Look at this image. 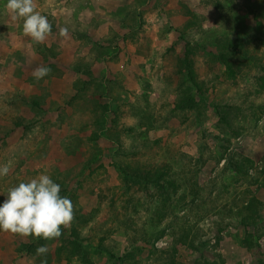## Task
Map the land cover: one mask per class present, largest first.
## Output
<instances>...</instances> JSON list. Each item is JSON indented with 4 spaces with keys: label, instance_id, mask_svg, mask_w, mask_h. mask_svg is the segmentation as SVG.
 I'll return each mask as SVG.
<instances>
[{
    "label": "rangeland",
    "instance_id": "rangeland-1",
    "mask_svg": "<svg viewBox=\"0 0 264 264\" xmlns=\"http://www.w3.org/2000/svg\"><path fill=\"white\" fill-rule=\"evenodd\" d=\"M6 3L0 167L10 170L0 204L44 173L73 202L74 220L61 230L65 250L61 236L44 240L46 256L21 253L27 238L0 230V264H264V0H36L52 25L40 44ZM128 26L138 42L124 37ZM223 35L254 43L243 51L258 44L236 77L216 54ZM40 66L51 72L37 81ZM90 69L93 86L76 94ZM122 157L166 177L134 184Z\"/></svg>",
    "mask_w": 264,
    "mask_h": 264
},
{
    "label": "clouds",
    "instance_id": "clouds-1",
    "mask_svg": "<svg viewBox=\"0 0 264 264\" xmlns=\"http://www.w3.org/2000/svg\"><path fill=\"white\" fill-rule=\"evenodd\" d=\"M6 9L13 20H23V34L35 43H43L51 34L52 25L47 16L37 10L36 0H7ZM60 35L66 36L67 29L62 28ZM50 72L49 67L40 66L32 75L39 81ZM9 170L8 165L0 167V177L6 176ZM60 192L61 186L44 173L10 187L0 204V230L22 237L58 239L62 228H69L74 220L73 202ZM48 251L47 245H40L36 255L46 256Z\"/></svg>",
    "mask_w": 264,
    "mask_h": 264
},
{
    "label": "trees",
    "instance_id": "trees-1",
    "mask_svg": "<svg viewBox=\"0 0 264 264\" xmlns=\"http://www.w3.org/2000/svg\"><path fill=\"white\" fill-rule=\"evenodd\" d=\"M134 20H138V16H134L133 21ZM123 35L124 37L128 35L129 38L132 39L134 42L139 41L138 33L137 34L134 33L133 29L130 26H128L127 30L123 32ZM115 38H118V37L116 36ZM244 38L245 36L243 35H240L237 38H234L232 36L223 35V36H219L217 40L215 41L216 54L219 55L220 60L227 67V72L225 73V75H228L230 77H236L240 75L241 73H243L245 71L244 70L245 66L241 65L240 63L243 62L242 60L247 59L248 54H251V52H254V50L257 48L258 44L256 43L253 47L251 48L247 47V49L243 51L242 48L243 46H245V44H247L248 46H251L252 44H254L251 41H244L243 40ZM106 48L109 49L110 47H104L102 50H100L101 57H103L107 53ZM237 60H238V63H237ZM91 71L92 69L88 70L84 78H80V80L74 85L75 87L74 89L77 92L76 94L78 93L84 94V92H87L93 86L95 82L93 78L94 72H91ZM190 76L196 81L199 80V77L194 72V70H191ZM180 87L183 92L188 89L186 91V95L188 96V98L184 101V104L190 105L191 108H194L196 105H198L197 97L190 93V89H189L190 86H188V82H185V83L181 82ZM41 101L42 99L39 97H35L33 99V103L36 105L37 108H40V106L43 105ZM34 117L35 115L33 114L32 118ZM27 119H28L27 116L20 118V120H25V121ZM102 129L103 131L108 133V137L111 140L114 139L113 138L115 135L114 129L106 125L105 122L103 124ZM119 160H120V163H119L120 173L123 174L125 178H127L128 181L133 182L134 184H142L143 186H148V184L161 185V181L166 177L165 173L162 172L163 170L161 167L134 165L133 163H130L129 160L125 157H122ZM251 160L250 161L252 165L255 160L254 158H251ZM245 170H246L245 167L242 168V171H245ZM70 231L76 238L78 237V234H80L78 227L72 228ZM26 238L27 240L23 242L22 246L20 247L21 253L26 252L27 253L26 255H28L29 253L35 254L38 246L45 245L44 239H36L33 236H28ZM69 240L70 238H68L66 234L63 232L60 238V243L63 245L59 247V251L65 250V242ZM131 256L134 257L133 254H131ZM201 259L196 260L194 264H209L207 260H205L204 262H200ZM126 261L127 260L124 259L123 264H128ZM135 264H138V261H135Z\"/></svg>",
    "mask_w": 264,
    "mask_h": 264
}]
</instances>
